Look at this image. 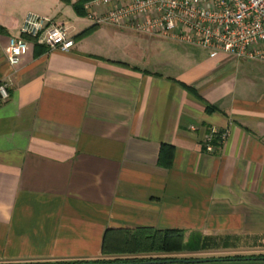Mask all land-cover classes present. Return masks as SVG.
<instances>
[{"label": "crops", "instance_id": "obj_1", "mask_svg": "<svg viewBox=\"0 0 264 264\" xmlns=\"http://www.w3.org/2000/svg\"><path fill=\"white\" fill-rule=\"evenodd\" d=\"M74 3L85 0H0V264L128 257L124 233L103 254L107 229L181 231L182 251L139 258L264 253V63L201 49L165 74L107 54L104 25L76 39L92 22ZM28 13L66 24L72 49L24 37L11 66ZM245 64L254 74L239 78Z\"/></svg>", "mask_w": 264, "mask_h": 264}, {"label": "built area", "instance_id": "obj_2", "mask_svg": "<svg viewBox=\"0 0 264 264\" xmlns=\"http://www.w3.org/2000/svg\"><path fill=\"white\" fill-rule=\"evenodd\" d=\"M83 9L95 25L161 37L233 60L264 63V0H87ZM68 31L64 23L28 13L20 26L21 36L6 48L8 63L18 65L27 53L24 37L49 51L69 52L74 39ZM7 98L6 85L0 84V104ZM211 139L212 135L205 138L207 151L213 150Z\"/></svg>", "mask_w": 264, "mask_h": 264}, {"label": "trees", "instance_id": "obj_3", "mask_svg": "<svg viewBox=\"0 0 264 264\" xmlns=\"http://www.w3.org/2000/svg\"><path fill=\"white\" fill-rule=\"evenodd\" d=\"M67 1V0H64ZM87 0H85L86 2ZM74 11L80 15L85 16V11L81 4L74 3L72 5ZM99 25L92 24L80 33L75 38H83L90 35L93 31L98 28ZM120 65H124L122 62H114ZM182 86L190 91L192 88L187 85L180 83ZM206 108L209 111L215 110L211 105L206 103ZM171 150L172 146L162 145L160 148L158 162L162 165L169 166L171 164ZM120 233H124L123 241L125 242V250L129 252L128 257L125 258H98L94 260L84 261H73V262H34V263H15V264H172V263H231V262H252L261 261L264 259V253L260 254H245V255H224L217 257H210L209 259L199 258H139L138 256L133 257V254H144V253H160V252H178L183 250L182 246V233L178 230H153V229H138L135 231H124V230H111L107 229L103 239V254H107L106 250L109 248V242L118 240ZM116 235V236H115ZM194 260V262H192Z\"/></svg>", "mask_w": 264, "mask_h": 264}, {"label": "rangeland", "instance_id": "obj_4", "mask_svg": "<svg viewBox=\"0 0 264 264\" xmlns=\"http://www.w3.org/2000/svg\"><path fill=\"white\" fill-rule=\"evenodd\" d=\"M103 28L109 30V34L104 32L96 38L99 41H104V50L109 51L106 52L107 54L109 53L120 59L130 54L134 55L139 60L144 59L146 64L151 66L150 69H159L160 72L165 74H171L172 70L180 68L191 54L205 55V52L201 49L188 48V46L184 48L183 45L171 44L169 40L161 37L145 36L109 25H104ZM250 67L247 64L238 66L236 69L238 77H252L254 71L250 70ZM227 69H231V67L228 66Z\"/></svg>", "mask_w": 264, "mask_h": 264}, {"label": "water", "instance_id": "obj_5", "mask_svg": "<svg viewBox=\"0 0 264 264\" xmlns=\"http://www.w3.org/2000/svg\"><path fill=\"white\" fill-rule=\"evenodd\" d=\"M262 261H264V259H262ZM192 262H194V260Z\"/></svg>", "mask_w": 264, "mask_h": 264}]
</instances>
